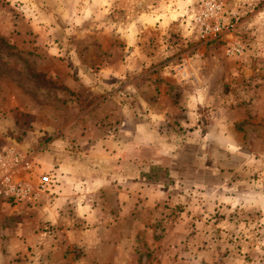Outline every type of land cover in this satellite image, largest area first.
<instances>
[{
  "label": "rangeland",
  "instance_id": "1",
  "mask_svg": "<svg viewBox=\"0 0 264 264\" xmlns=\"http://www.w3.org/2000/svg\"><path fill=\"white\" fill-rule=\"evenodd\" d=\"M196 1L0 0V152L55 175L35 202L0 187L1 264H264V220L211 195L236 177L173 164L151 140L215 131L220 103L256 111L264 139V0H221L230 31L212 43L190 22ZM134 134L151 144L123 175L111 149L135 151Z\"/></svg>",
  "mask_w": 264,
  "mask_h": 264
},
{
  "label": "crops",
  "instance_id": "2",
  "mask_svg": "<svg viewBox=\"0 0 264 264\" xmlns=\"http://www.w3.org/2000/svg\"><path fill=\"white\" fill-rule=\"evenodd\" d=\"M255 96H260L257 93ZM202 94L194 95V107L198 108L204 104H208L206 99L202 98ZM260 102L259 97H256L253 102ZM264 105V103H263ZM223 108H226L227 112L224 116H220L215 119L214 127L215 131L206 132L200 139H169L168 141L161 142V139H151L153 141L161 143L162 146H167L163 149V152H170L174 158L181 156L184 163L177 160L176 163L184 167L193 168L197 166L198 171L203 175H217L222 177L234 176L236 177L232 185L222 182L215 190H211V195L216 196L218 208L222 213L234 212V214L240 215L247 212L261 221L264 220V139H252L254 131L252 129L257 128L251 123H257L258 115L256 111H251L249 117L237 114L240 106L228 107L219 104ZM187 107L193 109V103L187 104ZM220 107V108H222ZM220 108H217L219 110ZM252 108V106L250 107ZM233 113L238 116L234 117ZM256 113V114H255ZM264 117V116H263ZM247 120L248 123L247 124ZM244 126H242L243 124ZM143 125L139 126L137 130H141ZM251 128V130H250ZM242 129V131H240ZM124 131V130H121ZM127 133V132H126ZM122 134V133H121ZM134 136L133 150L128 149L127 144L124 141L128 139H117V143H121L120 149L114 147L112 151H116V156L122 158L120 161V172L124 175L123 165H126L125 160L132 158L135 161L136 167L144 170L141 167L139 160L144 156L146 147L151 144L150 139H139L137 134ZM120 138V137H118ZM239 138V139H237ZM257 138V137H256ZM110 141H113L111 139ZM153 147L150 148L152 152L157 151V143H152ZM169 145V147H168ZM117 146V145H116ZM120 152V153H119ZM136 152V153H135ZM124 155V157H122ZM137 158V160H135ZM173 162V159H172ZM129 163V162H128ZM120 173V174H121ZM121 175V176H123ZM248 177V180H246ZM211 198V197H210ZM215 203V200H213ZM258 214V215H257ZM257 221V220H255ZM220 222L227 223L226 218H221ZM226 222V223H225ZM8 253L1 252L0 256L4 257ZM1 264V263H0ZM14 264V263H12Z\"/></svg>",
  "mask_w": 264,
  "mask_h": 264
},
{
  "label": "built area",
  "instance_id": "3",
  "mask_svg": "<svg viewBox=\"0 0 264 264\" xmlns=\"http://www.w3.org/2000/svg\"><path fill=\"white\" fill-rule=\"evenodd\" d=\"M196 5L190 22L197 38L205 43L221 41L230 31L231 13L221 0H197ZM231 51L241 53L239 46H233ZM29 157L27 151L23 154L14 149L0 152V187L3 194L15 204L35 202L39 195L47 193L55 183L53 173L36 175Z\"/></svg>",
  "mask_w": 264,
  "mask_h": 264
}]
</instances>
